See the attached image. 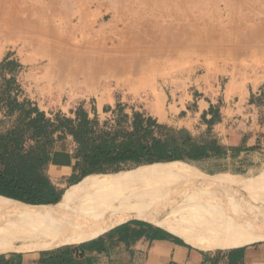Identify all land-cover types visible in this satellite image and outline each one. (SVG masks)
I'll return each instance as SVG.
<instances>
[{
	"label": "bare ground",
	"instance_id": "bare-ground-1",
	"mask_svg": "<svg viewBox=\"0 0 264 264\" xmlns=\"http://www.w3.org/2000/svg\"><path fill=\"white\" fill-rule=\"evenodd\" d=\"M91 1L0 0V37L6 36L13 47L33 50L45 61L47 71L34 78L41 94L50 96L71 77H86L89 71L121 75L122 82L134 88L143 83L144 72H156L155 67L167 60L197 56L219 42H229L231 33L221 25H249L240 46L250 43L264 50V0L211 1L214 6L221 1L223 12L209 10L207 0H125V5L119 4L124 9L142 12L139 25H123L125 36L116 41L109 36L112 25L86 23L85 9ZM116 1L120 0L95 2L100 19L119 9ZM143 97L157 110L163 104V96L153 88ZM170 163L123 174H89L51 204L30 205L0 195V253L77 244L132 218L173 231L207 251L264 241V216L253 210L250 218L255 221L243 226L235 219L228 223L232 211L225 212L203 195L160 192L157 179L172 171L161 165ZM258 198L264 205V197Z\"/></svg>",
	"mask_w": 264,
	"mask_h": 264
},
{
	"label": "rangeland",
	"instance_id": "rangeland-1",
	"mask_svg": "<svg viewBox=\"0 0 264 264\" xmlns=\"http://www.w3.org/2000/svg\"><path fill=\"white\" fill-rule=\"evenodd\" d=\"M36 1L38 3V0ZM96 1L92 0L87 5L85 21L90 25L100 23L112 25L114 31L110 32L109 36H112L114 41L125 36L123 25H139L137 16L142 12L140 8L124 9L122 6L126 1H116L117 5L122 6L119 5L118 10L113 9L100 19L101 9L96 6ZM211 1L214 3L216 0L206 1L209 10L223 12L221 1L218 6L216 4L214 6ZM221 26L231 33L229 42H219L215 48L197 56H181L167 60L155 67L158 68L156 72L154 70L144 72L143 83L134 88L124 84L121 75L88 70L86 77L84 75L71 77L63 84V88L54 89L52 95L41 94L35 86L34 78H39L46 69L45 61L37 59L38 56L31 49H21L20 45L13 47L6 36L0 37V61L8 56L18 62L17 80L22 96L29 98L47 114L57 111L69 113L81 105L90 115L95 112L102 122L112 117L111 110L105 111V107L112 109L116 103H120L129 114L134 110L140 111L151 115L159 122L175 128H185L196 137L207 139L213 122H206L211 118L209 116L202 117L205 113L201 112L202 106L212 102L210 106L214 108L210 111L208 109L207 112L214 118L219 117L220 110V113L229 118L244 119L249 104L245 100V94L252 87L255 88L264 82V50L250 43L240 46L249 25ZM57 78L59 77L55 76V79ZM151 88L163 96V104L159 110L151 106L150 99H143L145 92ZM222 95H225L227 100L224 103L221 101ZM233 101L237 102V110L231 109ZM240 150L237 148L235 151L198 161H173L169 165H161L171 168L172 173L158 178L157 186L160 187V192L182 190L203 195L205 199L212 200V202L207 200L209 203H219L224 211H232V216L226 219L228 223L235 219L243 226L249 225L251 221H255L250 218L253 215L250 210L256 215L264 216V205L258 202L261 198L257 199V196L264 197V157L241 153ZM183 166H187L188 169H183ZM141 168L119 172L123 174ZM51 179L60 182L56 177ZM70 180L73 178L70 177ZM67 186V182L62 181L61 187Z\"/></svg>",
	"mask_w": 264,
	"mask_h": 264
},
{
	"label": "trees",
	"instance_id": "trees-1",
	"mask_svg": "<svg viewBox=\"0 0 264 264\" xmlns=\"http://www.w3.org/2000/svg\"><path fill=\"white\" fill-rule=\"evenodd\" d=\"M18 62L0 61V195L30 205L57 202L66 187L46 172L55 144L70 137L75 159L67 185L93 173L119 171L173 161H198L226 152L215 139H200L185 128L159 122L140 111L130 114L120 103L102 122L81 105L69 113L47 114L22 96ZM212 106L209 107V111ZM206 112L202 117L205 118ZM211 116L206 122H213ZM140 166V167H139ZM67 256L68 249L63 248Z\"/></svg>",
	"mask_w": 264,
	"mask_h": 264
},
{
	"label": "crops",
	"instance_id": "crops-1",
	"mask_svg": "<svg viewBox=\"0 0 264 264\" xmlns=\"http://www.w3.org/2000/svg\"><path fill=\"white\" fill-rule=\"evenodd\" d=\"M245 100L249 103L246 118L232 119L219 110L208 138L226 146L227 153L239 148L241 153L264 157V82L248 90ZM221 101H227L225 95ZM236 103H231V109H238ZM210 104L213 103L201 108L206 117H211L207 112ZM54 149L46 172L50 178H58L59 183L51 180L61 187L62 181L73 173L75 163L70 137L58 141ZM63 248L68 249L67 256ZM0 264H264V241L207 251L189 244L173 231L132 218L77 244L36 252L0 253Z\"/></svg>",
	"mask_w": 264,
	"mask_h": 264
}]
</instances>
